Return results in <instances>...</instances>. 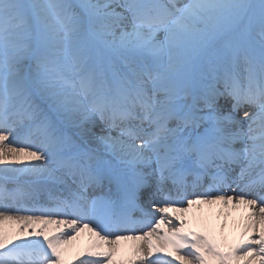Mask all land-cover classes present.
I'll return each instance as SVG.
<instances>
[{
	"label": "snow or ice",
	"instance_id": "6c2138e0",
	"mask_svg": "<svg viewBox=\"0 0 264 264\" xmlns=\"http://www.w3.org/2000/svg\"><path fill=\"white\" fill-rule=\"evenodd\" d=\"M85 231L77 264H264V0H0V264Z\"/></svg>",
	"mask_w": 264,
	"mask_h": 264
},
{
	"label": "bare ground",
	"instance_id": "6f19581e",
	"mask_svg": "<svg viewBox=\"0 0 264 264\" xmlns=\"http://www.w3.org/2000/svg\"><path fill=\"white\" fill-rule=\"evenodd\" d=\"M177 214L179 215V213ZM244 215L245 207L243 205L238 209H233L231 207L224 208L221 204H205L202 206H193L189 212L183 215V218L187 221V227L191 230L197 232L210 230L218 237L226 236L232 239L238 235ZM168 227V225L162 226L163 229H167ZM90 237L91 233L85 231L75 240L71 241V243L66 246L68 249L66 259L73 261V264H77V253L88 245ZM131 245L132 242H122V251L117 257V260L128 259Z\"/></svg>",
	"mask_w": 264,
	"mask_h": 264
}]
</instances>
